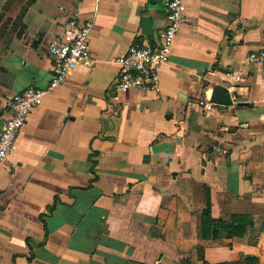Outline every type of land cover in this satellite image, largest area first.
Here are the masks:
<instances>
[{"label": "crops", "instance_id": "crops-1", "mask_svg": "<svg viewBox=\"0 0 264 264\" xmlns=\"http://www.w3.org/2000/svg\"><path fill=\"white\" fill-rule=\"evenodd\" d=\"M164 1L0 0V119L12 92L47 88L65 20H92V61L0 161V264H264V62L246 58L264 49V0H183L159 91L111 97L114 57L151 41Z\"/></svg>", "mask_w": 264, "mask_h": 264}, {"label": "built area", "instance_id": "built-area-1", "mask_svg": "<svg viewBox=\"0 0 264 264\" xmlns=\"http://www.w3.org/2000/svg\"><path fill=\"white\" fill-rule=\"evenodd\" d=\"M183 0L164 1V24L155 32L151 41L135 39L125 50L114 57L116 75L110 85V95L127 88H149L159 91L158 69L168 60L169 50L183 18ZM91 19L78 20L69 16L60 34L47 44L51 59V75L47 88L26 85L9 94L4 103L5 114L0 119V161L14 147L15 136L24 123L29 110L41 103L43 94L53 88L59 79L76 65H89L92 57L87 48V35ZM250 61L263 63L264 49L247 51ZM235 79L239 73L231 74Z\"/></svg>", "mask_w": 264, "mask_h": 264}, {"label": "trees", "instance_id": "trees-1", "mask_svg": "<svg viewBox=\"0 0 264 264\" xmlns=\"http://www.w3.org/2000/svg\"><path fill=\"white\" fill-rule=\"evenodd\" d=\"M224 97H223V102H227L228 99H227V95H225V93L223 94ZM208 212H209V200H208V197L206 196V207L204 208V210L202 211V218H203V225H204V222L206 219H209L211 220L209 217H208ZM203 264H206L205 262H203ZM217 264H225V263H217Z\"/></svg>", "mask_w": 264, "mask_h": 264}, {"label": "rangeland", "instance_id": "rangeland-1", "mask_svg": "<svg viewBox=\"0 0 264 264\" xmlns=\"http://www.w3.org/2000/svg\"><path fill=\"white\" fill-rule=\"evenodd\" d=\"M15 6H14V10H15ZM8 9V5L5 6L4 10H7ZM8 11V10H7ZM9 12V11H8ZM7 12H3L1 11L0 9V29H1V26L3 27L5 24H7V22L9 21V17L5 16Z\"/></svg>", "mask_w": 264, "mask_h": 264}]
</instances>
